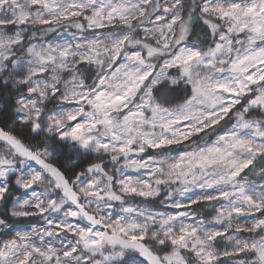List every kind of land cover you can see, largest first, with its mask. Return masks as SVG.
Wrapping results in <instances>:
<instances>
[{
    "label": "snow or ice",
    "instance_id": "snow-or-ice-1",
    "mask_svg": "<svg viewBox=\"0 0 264 264\" xmlns=\"http://www.w3.org/2000/svg\"><path fill=\"white\" fill-rule=\"evenodd\" d=\"M0 264H264V0H0Z\"/></svg>",
    "mask_w": 264,
    "mask_h": 264
},
{
    "label": "trees",
    "instance_id": "trees-1",
    "mask_svg": "<svg viewBox=\"0 0 264 264\" xmlns=\"http://www.w3.org/2000/svg\"><path fill=\"white\" fill-rule=\"evenodd\" d=\"M201 29L200 27L197 25L196 27V31L199 32ZM186 91H190V89H185V87L183 85L181 86H178V88L171 94V97H170V102L171 103H180L182 102L185 94H186Z\"/></svg>",
    "mask_w": 264,
    "mask_h": 264
}]
</instances>
